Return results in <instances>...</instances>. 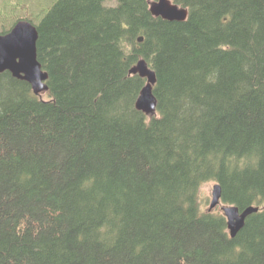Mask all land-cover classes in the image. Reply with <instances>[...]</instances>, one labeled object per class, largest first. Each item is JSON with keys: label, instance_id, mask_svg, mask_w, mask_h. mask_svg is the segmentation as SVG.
<instances>
[{"label": "trees", "instance_id": "trees-1", "mask_svg": "<svg viewBox=\"0 0 264 264\" xmlns=\"http://www.w3.org/2000/svg\"><path fill=\"white\" fill-rule=\"evenodd\" d=\"M116 1L35 23L45 94L0 72V264H264V0H172L185 21ZM209 181L261 208L235 237Z\"/></svg>", "mask_w": 264, "mask_h": 264}, {"label": "water", "instance_id": "water-1", "mask_svg": "<svg viewBox=\"0 0 264 264\" xmlns=\"http://www.w3.org/2000/svg\"><path fill=\"white\" fill-rule=\"evenodd\" d=\"M150 9L154 15L171 21H185L189 15L188 8L181 7L172 0H154L151 2ZM38 39V28L30 20H19L7 33H0V72L10 71L13 76L28 81L37 95H43L49 89L47 84L49 73L43 69L38 60ZM139 40L142 41L143 37L141 36ZM131 72L147 78L137 99V108L146 114L156 112L155 70L142 59L132 67ZM221 199L222 187L220 183H216L213 187L209 210L221 204ZM260 209L257 205H250L242 210L237 205H223L222 211L227 219L231 236L235 237L245 226L247 218Z\"/></svg>", "mask_w": 264, "mask_h": 264}, {"label": "rangeland", "instance_id": "rangeland-1", "mask_svg": "<svg viewBox=\"0 0 264 264\" xmlns=\"http://www.w3.org/2000/svg\"><path fill=\"white\" fill-rule=\"evenodd\" d=\"M55 1L56 0H0V33L4 28L13 27L19 20H30L34 24L39 23ZM149 1L152 2L154 0ZM116 3V0H107L105 4L112 6L116 5ZM215 184V181L205 182L200 188L201 205L204 210H209ZM223 205L225 204H219L213 211L223 212Z\"/></svg>", "mask_w": 264, "mask_h": 264}, {"label": "bare ground", "instance_id": "bare-ground-1", "mask_svg": "<svg viewBox=\"0 0 264 264\" xmlns=\"http://www.w3.org/2000/svg\"><path fill=\"white\" fill-rule=\"evenodd\" d=\"M256 28V27H255ZM143 37V36H142ZM152 115V114H151ZM92 240V239H91Z\"/></svg>", "mask_w": 264, "mask_h": 264}]
</instances>
